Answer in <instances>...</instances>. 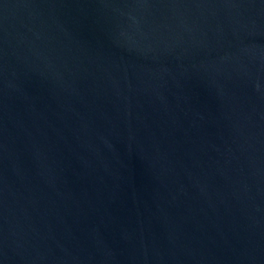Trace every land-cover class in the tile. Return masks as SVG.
<instances>
[{"label":"water","instance_id":"water-1","mask_svg":"<svg viewBox=\"0 0 264 264\" xmlns=\"http://www.w3.org/2000/svg\"><path fill=\"white\" fill-rule=\"evenodd\" d=\"M0 264H264V0H0Z\"/></svg>","mask_w":264,"mask_h":264}]
</instances>
